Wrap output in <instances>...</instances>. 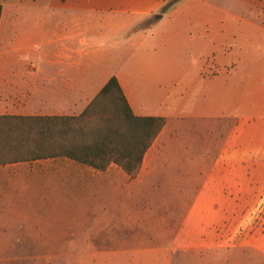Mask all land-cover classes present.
I'll return each instance as SVG.
<instances>
[{
	"label": "crops",
	"instance_id": "0c3cea01",
	"mask_svg": "<svg viewBox=\"0 0 264 264\" xmlns=\"http://www.w3.org/2000/svg\"><path fill=\"white\" fill-rule=\"evenodd\" d=\"M168 1L0 0V116H76L113 76L133 115L164 119L134 178L65 157L0 164V264L71 256L76 233L131 231L146 194L167 201L147 237L171 264H264V232L212 250L220 228L264 231L230 196L236 164L249 192L251 148L264 145V0L160 14Z\"/></svg>",
	"mask_w": 264,
	"mask_h": 264
},
{
	"label": "trees",
	"instance_id": "16d2710c",
	"mask_svg": "<svg viewBox=\"0 0 264 264\" xmlns=\"http://www.w3.org/2000/svg\"><path fill=\"white\" fill-rule=\"evenodd\" d=\"M163 125V118L133 115L112 76L76 116H0V164L65 157L99 171L114 164L134 178Z\"/></svg>",
	"mask_w": 264,
	"mask_h": 264
},
{
	"label": "rangeland",
	"instance_id": "374dc122",
	"mask_svg": "<svg viewBox=\"0 0 264 264\" xmlns=\"http://www.w3.org/2000/svg\"><path fill=\"white\" fill-rule=\"evenodd\" d=\"M180 2L181 0H176ZM210 3L220 6L223 9H240L242 6H237L233 0H207ZM151 19L143 22L139 21L134 26V30L145 27ZM258 150L257 161L249 163L248 172L251 174H257L258 177L252 178L248 193H242L247 191V188L241 187L242 171L239 169L247 164H236V187L234 193H230L231 198L237 204H247L256 209L254 216L257 220L264 219V145H259L257 148H251L250 154ZM235 153L240 154V150L236 147ZM262 166V167H260ZM248 174V173H246ZM248 176V175H246ZM182 198L181 203H188L191 201L192 196H186ZM178 201L172 202V205L178 206ZM167 201L163 195H140L139 203L137 205L138 212H134L133 222H135V228L128 230L126 233L114 234H97L83 237L81 232L75 234V242L73 245V252L71 256L58 258V259H34L27 260V264H171L172 261L179 262L177 257L170 256L167 252L166 255H162V247L153 246L148 242L147 232L150 224L154 218L158 217L166 208ZM128 212H124V215ZM244 212H241V216ZM161 217V216H160ZM129 220L125 221V223ZM82 224V220L76 219V226ZM264 231L259 225L253 224L249 226L247 224H241L235 227L232 233L231 229L227 227L220 228L219 234L222 236L221 241L215 244L212 250L226 251L234 244L253 241L255 237L262 234ZM234 234V237L232 235ZM234 240V241H233ZM233 241V242H232ZM169 250V248H167ZM183 264H195V262L205 263L203 260H193L181 258ZM24 260H21V264Z\"/></svg>",
	"mask_w": 264,
	"mask_h": 264
}]
</instances>
